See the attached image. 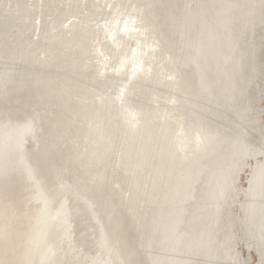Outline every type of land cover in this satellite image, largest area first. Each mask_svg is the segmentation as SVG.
I'll return each mask as SVG.
<instances>
[{
	"label": "bare ground",
	"instance_id": "6f19581e",
	"mask_svg": "<svg viewBox=\"0 0 264 264\" xmlns=\"http://www.w3.org/2000/svg\"><path fill=\"white\" fill-rule=\"evenodd\" d=\"M262 258L264 0H0V261Z\"/></svg>",
	"mask_w": 264,
	"mask_h": 264
},
{
	"label": "snow or ice",
	"instance_id": "6c2138e0",
	"mask_svg": "<svg viewBox=\"0 0 264 264\" xmlns=\"http://www.w3.org/2000/svg\"><path fill=\"white\" fill-rule=\"evenodd\" d=\"M117 8V11L111 15L109 19L104 21V24L101 26L103 28L104 37L106 41H111L113 44H117L118 41L123 40L124 36L127 35L130 38L133 33L139 35L140 29L137 27L139 23L136 19H134L131 14H126L120 11V6H114ZM123 25V27H121ZM131 25V27H130ZM143 45H138V48H142ZM134 56L136 55V51L133 50ZM98 55L103 56V52H98ZM119 98L123 99L122 91L119 95ZM183 238L180 237L176 242H180ZM0 264H5V262L0 261ZM260 264H264V258L261 259Z\"/></svg>",
	"mask_w": 264,
	"mask_h": 264
}]
</instances>
